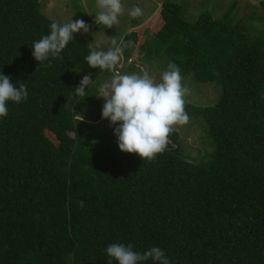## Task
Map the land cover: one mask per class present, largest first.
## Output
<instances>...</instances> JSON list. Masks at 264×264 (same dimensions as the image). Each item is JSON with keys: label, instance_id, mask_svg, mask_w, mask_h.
I'll use <instances>...</instances> for the list:
<instances>
[{"label": "trees", "instance_id": "trees-1", "mask_svg": "<svg viewBox=\"0 0 264 264\" xmlns=\"http://www.w3.org/2000/svg\"><path fill=\"white\" fill-rule=\"evenodd\" d=\"M157 19L146 55L175 63L182 81L221 89L213 106L185 104L211 139L204 163L186 160L175 130L143 161L120 151L113 128L81 129L96 91L93 82L77 96L80 77L110 71L90 68L91 49L76 39L37 62L31 47L54 21L40 0H0V72L28 91L0 117V264H109L111 244L159 247L170 264H264V29L246 34L209 13L188 22L171 0ZM121 39L125 56L128 42L141 45L135 32Z\"/></svg>", "mask_w": 264, "mask_h": 264}, {"label": "clouds", "instance_id": "clouds-1", "mask_svg": "<svg viewBox=\"0 0 264 264\" xmlns=\"http://www.w3.org/2000/svg\"><path fill=\"white\" fill-rule=\"evenodd\" d=\"M95 6L98 9L95 23L106 28L118 24V17L125 12L122 0H96ZM127 14L136 18L142 15V9L133 5ZM89 27L83 19H72L64 24L52 22L50 34L35 41L31 47L34 59L42 62L50 56L59 57L69 41L74 39V34L88 33ZM122 45L127 46L123 39L118 43L113 37L107 50H91L85 57L87 64L93 69L114 70L123 55ZM141 73L114 72L110 80L99 84L96 97L104 100L102 118L110 121V127L114 128L120 151L151 161L166 150L174 127L189 122L190 117L185 110L189 89L182 84L180 68L173 62L161 73L159 81L145 69H141ZM93 82L91 73L83 76L79 86L75 87L76 95L85 96L86 88ZM27 96L24 82L17 87L10 77L0 72V117L8 115V101L20 103ZM106 253L111 258L109 264H112V259L118 264H143L150 258L158 264H170L159 247L139 253L133 250L132 244H111L107 246Z\"/></svg>", "mask_w": 264, "mask_h": 264}, {"label": "rangeland", "instance_id": "rangeland-1", "mask_svg": "<svg viewBox=\"0 0 264 264\" xmlns=\"http://www.w3.org/2000/svg\"><path fill=\"white\" fill-rule=\"evenodd\" d=\"M162 1L164 0H122L125 12L118 17L119 23L112 28H106L95 23V15L98 11L95 6L96 0H40V3L42 4V14L50 21L64 24L72 19L74 21L79 20L81 17L91 19L96 28L89 25L88 33L80 32L74 34V39L91 50H107L111 46L113 37L119 43L123 35L131 32L136 33L141 45L136 46V42L130 43L134 49L132 54L130 56L123 54L115 69L109 70V75L103 73L94 81V86L91 87L89 92L94 90L97 95L99 84L110 80L114 72L132 74L141 73V69H145L159 81L161 73L167 69L169 62L161 56L146 55L144 42L148 41L152 35H155L161 25L158 19L151 21V18L160 10ZM171 1L180 5L183 18L188 22H196L201 14L209 13L216 20L225 18V21L230 22L232 26L237 27V29L244 31L246 34H252L256 30L262 31L264 29V0ZM133 5L142 9L141 16L132 18L127 14V10ZM82 78L80 77L79 80L81 81ZM182 84L189 89V94L185 97L188 104L213 106L218 101L221 89L215 82L198 83L191 77H187L182 81ZM96 95L94 96L95 104L86 107L80 115V119L87 123L81 129L93 126L94 130L92 132H110L113 128L110 127V121L103 119L101 114L104 100L103 98H97ZM173 130L179 135L181 147L184 151L183 156L186 157V160L194 164H200L211 158L213 149L211 139L208 137L205 128L199 123V120L189 119L187 124L176 126ZM44 133L55 145L58 144L57 138L49 130H45ZM66 134L70 137H75V132L71 127L67 128Z\"/></svg>", "mask_w": 264, "mask_h": 264}]
</instances>
